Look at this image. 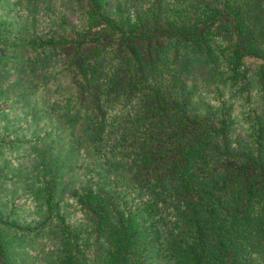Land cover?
Instances as JSON below:
<instances>
[{
	"label": "trees",
	"instance_id": "16d2710c",
	"mask_svg": "<svg viewBox=\"0 0 264 264\" xmlns=\"http://www.w3.org/2000/svg\"><path fill=\"white\" fill-rule=\"evenodd\" d=\"M46 1L47 32L24 46L0 34V121L36 82L76 180L62 202L70 166L29 160L40 204L29 219L15 205L32 197L0 208V264H23L16 246L38 234L42 264H264V112L237 142L229 109L192 105L185 75L201 61L263 96L264 0Z\"/></svg>",
	"mask_w": 264,
	"mask_h": 264
},
{
	"label": "rangeland",
	"instance_id": "374dc122",
	"mask_svg": "<svg viewBox=\"0 0 264 264\" xmlns=\"http://www.w3.org/2000/svg\"><path fill=\"white\" fill-rule=\"evenodd\" d=\"M52 10L55 7L52 5ZM44 8L47 1L41 0H0V34L6 35L10 44H27L32 37L41 32H47L49 27L44 21ZM41 26V27H40ZM186 79L192 97V105L203 112H215L221 107L229 109L233 121L232 139L237 142L247 141L250 121L264 112V95L251 93L245 97L238 93L236 88L226 82L221 75L214 72L201 61L187 64ZM36 82L29 81L14 92L13 100L8 102L7 113L2 115L0 121V138H20L21 145L0 148V170L13 178H0V208L8 210L12 206L13 198L21 196L22 200L31 197L37 205L32 203L13 208L18 211L20 218L29 219L36 212L40 200L35 196V179L24 176L23 172L30 159L37 158L38 166L46 163L48 159L64 168L59 176L58 195L63 197L67 189L74 187L73 176L78 167V156L70 151V140L66 136V122L50 115L43 106H49L42 100ZM5 87L0 84V92ZM1 100V99H0ZM5 105V104H4ZM44 111V112H43ZM37 155L36 157H33ZM68 157V158H66ZM35 164V163H34ZM34 164L29 165L32 168ZM64 198L61 199L62 202ZM30 202V201H29ZM32 202V200H31ZM35 215V214H34ZM47 235H34L22 240L16 246L17 256L23 264H42L44 244Z\"/></svg>",
	"mask_w": 264,
	"mask_h": 264
}]
</instances>
